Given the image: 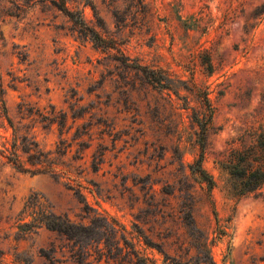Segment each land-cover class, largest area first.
<instances>
[{"label":"rangeland","instance_id":"374dc122","mask_svg":"<svg viewBox=\"0 0 264 264\" xmlns=\"http://www.w3.org/2000/svg\"><path fill=\"white\" fill-rule=\"evenodd\" d=\"M58 1L0 0V144L11 140L6 118L20 132L30 123L20 102L67 113L60 137L33 128L43 151L70 143L51 155L67 174L0 160V264H80L64 238L22 225L34 198L75 222H88L84 202L116 222L115 234L95 227L104 235L83 262L105 264L97 252L118 241L153 264H264V186L238 194L220 166L245 130L264 128V0H63L85 33ZM91 32L114 47H96ZM204 90L211 118L201 148L192 115ZM200 153L210 189L191 172ZM76 183L83 199L67 187Z\"/></svg>","mask_w":264,"mask_h":264},{"label":"trees","instance_id":"16d2710c","mask_svg":"<svg viewBox=\"0 0 264 264\" xmlns=\"http://www.w3.org/2000/svg\"><path fill=\"white\" fill-rule=\"evenodd\" d=\"M54 3L57 9L64 12L79 27V31L85 33L81 22L73 18V14L66 8L63 0ZM138 4L142 5V0H138ZM90 37L96 47H114L111 41L103 39L96 32H91ZM206 65V69L210 70L211 65L209 63ZM198 96L201 102V110L193 112L192 118L199 127L200 147L202 148L204 132L211 118V106L205 90L199 92ZM47 107V109H40L28 102L18 103L17 112L20 114V119H28L30 123L25 125L24 132H20V127L13 126L9 118H6L11 129V140L8 146H6L5 142L0 144L1 164H9L16 170L29 174L46 173L56 175L60 172L63 174L69 173L68 170L63 171L61 168H58L57 163L53 162L51 155L62 156L66 154L67 147L70 146V143L69 145H65V140L59 138L55 143L54 150L43 151L39 147V143L33 132V128L35 127H39L46 132H51L52 128L55 127L58 130L59 137L63 133V128L67 121L66 111L62 109L56 110L52 104H48ZM75 117L76 114H73L72 118L74 119ZM70 128L71 125L67 127L66 132ZM78 134L77 129L72 138L74 139ZM244 136L246 138L245 142L243 140ZM244 136L240 135L238 138L240 146L228 148L227 153L220 161V166L229 176L237 181L239 185L238 194L250 192L264 186V128H250L245 130ZM99 146L98 150L92 154L90 161V169L92 172L97 171L99 163L102 162L103 148H101V145ZM200 162L201 153L195 161L196 166L191 168V172L197 173L201 181L206 183L207 189H210L214 181L201 167ZM67 179L71 180L70 177H67ZM67 187L72 189L76 196L82 197L80 191L82 186L79 183H76V187L71 184H67ZM25 207L30 208L31 220L29 222H23L22 225L28 226L27 229H31L34 226H44L47 230L64 238L72 245L68 250L69 255L80 264H92L88 261L83 262L81 257L82 255L86 257L90 256L91 253L87 252L86 246L91 241L99 243L104 235L103 231L106 229L108 232L116 233V222L111 218L108 220L105 216H101L97 212L90 214V211L93 210L86 202H84V206L81 209L83 213L80 214V217L81 219H87V223L75 222L66 214L54 213L48 207L39 203L35 198L33 200H27ZM97 220L100 221L99 224L96 223ZM97 226L103 227V231L95 230ZM18 228L22 230L21 226ZM75 246H82L83 250L77 252L74 249ZM105 249L106 252H97L100 254L96 259L97 263L100 261L101 256L105 255V264H108L109 261L116 264H153L151 259L147 256H141L138 252H133V249L131 252H121L123 249L119 246L118 241L113 248L105 247ZM112 249L120 250V252H113ZM122 253L124 254L121 255ZM42 255L51 257L45 252H42Z\"/></svg>","mask_w":264,"mask_h":264}]
</instances>
